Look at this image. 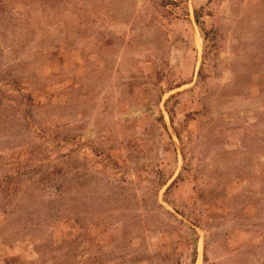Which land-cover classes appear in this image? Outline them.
<instances>
[{
	"label": "rangeland",
	"instance_id": "obj_1",
	"mask_svg": "<svg viewBox=\"0 0 264 264\" xmlns=\"http://www.w3.org/2000/svg\"><path fill=\"white\" fill-rule=\"evenodd\" d=\"M0 264H264V0H0Z\"/></svg>",
	"mask_w": 264,
	"mask_h": 264
}]
</instances>
